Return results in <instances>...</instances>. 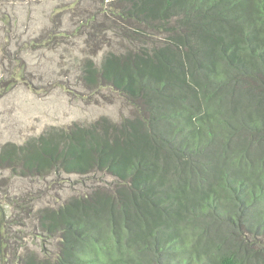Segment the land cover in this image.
<instances>
[{"label":"trees","instance_id":"obj_1","mask_svg":"<svg viewBox=\"0 0 264 264\" xmlns=\"http://www.w3.org/2000/svg\"><path fill=\"white\" fill-rule=\"evenodd\" d=\"M99 2L81 83L129 113L1 145L0 264H264V0Z\"/></svg>","mask_w":264,"mask_h":264},{"label":"rangeland","instance_id":"obj_2","mask_svg":"<svg viewBox=\"0 0 264 264\" xmlns=\"http://www.w3.org/2000/svg\"><path fill=\"white\" fill-rule=\"evenodd\" d=\"M102 7L99 0H0V148L46 129L129 113L116 92L102 88L92 93L81 83L84 59L99 63L109 46L102 34L77 27L94 13L101 20ZM107 37L114 38L111 30ZM52 177L49 190H35L42 203H55L58 193V201L63 200L71 192L67 185H82L77 174ZM11 180L18 188L9 194L18 197L27 179Z\"/></svg>","mask_w":264,"mask_h":264}]
</instances>
